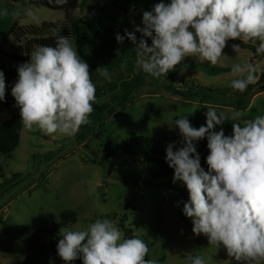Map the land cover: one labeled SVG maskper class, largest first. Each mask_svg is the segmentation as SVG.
Masks as SVG:
<instances>
[{
  "label": "rangeland",
  "instance_id": "obj_1",
  "mask_svg": "<svg viewBox=\"0 0 264 264\" xmlns=\"http://www.w3.org/2000/svg\"><path fill=\"white\" fill-rule=\"evenodd\" d=\"M159 2L78 0L74 13L76 18L98 14L97 24L125 32L134 30L133 22L141 24L143 12ZM2 9H7L9 15L0 17V70L5 73L7 85L6 101H0V125L19 112L11 88L18 80V66L30 57L19 53L18 47L55 46L58 36H67L77 50V29L66 20L64 6L55 0H0ZM15 23L18 26L9 35ZM148 43L151 45V39ZM234 44L239 45V52L232 47ZM256 47L240 39L229 40L216 65L189 56L179 64L180 71L173 79L171 71L158 79L136 71L134 47H123L119 54L102 57L97 68L106 67L111 80L96 71V85L110 83L116 89L104 94L99 103L110 108L121 102L117 96L125 95L127 103L122 108L100 116L93 105L91 123L82 125L72 136H49L35 127L28 130L23 126L20 143L12 155L0 153V264H49L50 259L54 264H66L57 254L60 229L85 230L96 219L104 218L111 220L124 237L132 229V234L148 244L145 258L158 264H189L188 255L202 256L205 264H232L233 257L225 248L210 244L203 234L193 233L192 219L182 211L189 192L183 182L173 183L174 173L153 177L142 157L116 154L103 159V143L152 136L166 149L170 142L182 139L174 125L178 116L194 111L189 115L191 124L196 128L206 124V104L227 118L215 129L223 127L226 135L232 134V123L264 115L260 82L264 55L256 54ZM83 51L81 57L87 62L90 47ZM125 60L127 67L122 70ZM245 62L258 64L259 70L250 94L239 106V97L246 91L228 85L233 78L232 66ZM176 90L201 94L190 100ZM197 149L207 170L206 138L197 143ZM65 210L77 212L74 224L60 225ZM71 264H83L82 257ZM243 264H264V258L244 259Z\"/></svg>",
  "mask_w": 264,
  "mask_h": 264
},
{
  "label": "clouds",
  "instance_id": "obj_2",
  "mask_svg": "<svg viewBox=\"0 0 264 264\" xmlns=\"http://www.w3.org/2000/svg\"><path fill=\"white\" fill-rule=\"evenodd\" d=\"M8 15L7 9L0 10V17ZM133 28L125 29L124 35L116 33V40L123 44L129 39L135 45V70L158 79L189 56L216 65L229 40L251 42L257 45L256 53L264 55V0H160L143 12L141 24L133 22ZM232 47L239 52V45ZM126 67L125 60L121 69ZM17 70L11 95L25 128L35 127L49 136H72L91 123L96 85L90 65L67 36H58L55 46L36 47ZM258 70V64L235 63L228 86L245 92L256 83ZM96 71L110 82L106 67ZM6 87L5 73L0 70V101H6ZM205 106L206 124L199 128L191 124L189 115L194 111L178 116L174 125L182 139L166 146L173 183L183 182L189 192L183 214L192 219L195 236H207L210 244L222 246L229 256L264 258V115L232 123V134L226 135L223 127L215 129L227 118ZM205 138L207 170L197 149ZM59 236L57 254L66 264L81 257L83 264H158L145 258L149 248L144 240L125 238L107 218L96 219L85 230L61 228ZM187 259L189 264H205L202 256L188 255ZM49 264L54 261L50 259Z\"/></svg>",
  "mask_w": 264,
  "mask_h": 264
},
{
  "label": "trees",
  "instance_id": "obj_3",
  "mask_svg": "<svg viewBox=\"0 0 264 264\" xmlns=\"http://www.w3.org/2000/svg\"><path fill=\"white\" fill-rule=\"evenodd\" d=\"M78 0H66L62 3L66 12V20L70 22L76 29V47L77 52L84 56L83 49L85 47H90V53L87 57V63L90 65L91 79L96 85L95 76L97 63L100 59L110 53H117V49L123 47H135V45L129 40L125 39L123 44H120L116 40V33L124 35L125 32L114 28L112 26H104L102 24H97L96 17L98 14H87L81 18H76L75 10L77 8ZM18 24L15 23L10 29L9 35L14 33ZM138 38L140 34L137 33ZM150 39V38H149ZM44 39H41V43L44 44ZM36 47L34 44H26L25 46L18 47L17 51L23 53L26 56L31 55ZM256 53V51H255ZM257 54V53H256ZM180 71V65L176 66V69L172 72L171 79ZM260 82L263 83L262 88L264 89V72L260 78ZM253 85H249L246 92L239 97L238 105H242V99L248 97ZM116 86L114 84H105L101 87L96 85V101L94 102L95 108L100 116H103L105 112L112 114L117 110L122 108L127 100L125 95L120 97L121 102L111 106L109 108L106 104L99 103V99L111 91L114 92ZM175 93L181 95L182 97L190 100L197 99L201 94L200 92L186 93L180 90H176ZM127 98V97H126ZM102 126V123L101 125ZM23 128L22 121L20 119L19 112L12 117L8 118L4 123L0 125V153L10 157L14 150L20 143V134ZM103 159L111 158L116 154H123L129 157H142L153 177H165L174 173V169L169 167L165 160L166 149L159 146L157 141L152 136H137L129 137L120 141L108 140L103 143ZM77 212L72 210H65L61 214V226H69L77 221ZM131 233V234H129ZM135 236L132 234V229L125 234V238ZM147 244V242H146ZM148 246V244H147ZM233 257V256H232ZM244 258L237 260L233 257L232 264H243Z\"/></svg>",
  "mask_w": 264,
  "mask_h": 264
}]
</instances>
